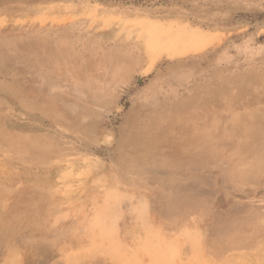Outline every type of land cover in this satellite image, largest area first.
I'll use <instances>...</instances> for the list:
<instances>
[{"label":"rangeland","instance_id":"obj_1","mask_svg":"<svg viewBox=\"0 0 264 264\" xmlns=\"http://www.w3.org/2000/svg\"><path fill=\"white\" fill-rule=\"evenodd\" d=\"M0 264H264V0H0Z\"/></svg>","mask_w":264,"mask_h":264}]
</instances>
